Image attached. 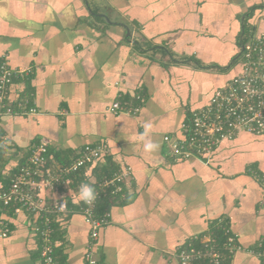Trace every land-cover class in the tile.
Here are the masks:
<instances>
[{
  "label": "crops",
  "instance_id": "obj_1",
  "mask_svg": "<svg viewBox=\"0 0 264 264\" xmlns=\"http://www.w3.org/2000/svg\"><path fill=\"white\" fill-rule=\"evenodd\" d=\"M261 35L264 0H0V62L27 70L11 94L36 110L0 120V188L38 143L57 163L106 144L68 189L42 191L77 207L80 185L107 175V161L131 171L124 196L105 203L93 247L103 264H178L177 247L219 225L241 246L227 264H262L250 251L264 235V134L240 132L208 159L174 160L163 140L240 73L242 47ZM114 101L140 109L111 113ZM145 124L155 153L143 149ZM3 210L0 264H41L37 215ZM72 210L54 218L55 264H85L89 226Z\"/></svg>",
  "mask_w": 264,
  "mask_h": 264
},
{
  "label": "built area",
  "instance_id": "obj_2",
  "mask_svg": "<svg viewBox=\"0 0 264 264\" xmlns=\"http://www.w3.org/2000/svg\"><path fill=\"white\" fill-rule=\"evenodd\" d=\"M241 52L240 73L215 90L203 107L192 111L180 124L178 135L163 137L174 160L208 159L219 143L235 138L240 132L264 134V35L246 43ZM26 75L27 70L11 68L5 60L0 62V120L6 115L36 113L29 99H14L11 94L14 82ZM139 109V106L129 107L114 101L107 111L134 115ZM108 153L106 144L85 145L68 163L59 164L51 158L46 145L38 143L29 150L22 163L9 170L8 185L0 188V210L12 208L14 213L24 210L37 215L35 230L40 240L41 264H55L52 222L56 215L70 212L67 194H59L46 203L42 191L57 193L59 189H68L81 169L95 164ZM251 172L257 176L255 171ZM130 175L129 169L119 168L117 173L103 178L98 188H94L97 197L91 206L82 200L78 203V212L89 226L90 245L84 254L85 264H103L94 255L93 247L99 231L109 223V212L97 213L98 200L107 191L113 196H124L123 186ZM219 226L222 241L213 232L192 237L174 250L177 263L226 264L228 257L241 246L229 227ZM0 228L1 236L6 237L9 222L1 216ZM250 252L264 264V235L260 237L257 249Z\"/></svg>",
  "mask_w": 264,
  "mask_h": 264
},
{
  "label": "trees",
  "instance_id": "obj_3",
  "mask_svg": "<svg viewBox=\"0 0 264 264\" xmlns=\"http://www.w3.org/2000/svg\"><path fill=\"white\" fill-rule=\"evenodd\" d=\"M92 13V12H91ZM93 15L95 16V14L93 13ZM247 26L245 25V27H244V29H246L247 30V28H246ZM47 150H49L48 148H47ZM49 153V152H48ZM106 157H107V155H105ZM104 157V156H103ZM101 160V159H100ZM68 163V162H67ZM59 164H65V163H59ZM105 170H109L108 171V173H107V175L105 174L104 176L101 174V176H99L100 174H97L99 177H97V181H96V183H94V185H93V187L95 188V189H97L98 188V184L101 182V180L103 179V178H109V177H111L112 175H114L115 173H117L118 172V170H119V168L118 169H115L113 166H112V164H111V162H108L107 161V163H106V166H105ZM113 195H111L110 193H109V191H107L105 194H103L102 196H101V198L98 200V202H97V208H98V211H97V213L100 215V214H102V213H104L103 211H106V209H107V207H106V205H105V203L107 202V199L108 198H110V197H112ZM117 196H119V195H116V196H113V197H117ZM68 208H69V210L70 209H74V210H72V211H78V206L77 207H75V206H73L69 201H68ZM12 211V208H5L3 211ZM67 214V213H66ZM61 215H64V214H61ZM56 216H60V215H56ZM55 218V217H54ZM56 226H57V223H56V221H55V219L53 220V222H52V227H53V238H54V232H55V228H56ZM214 233V235L215 236H218V238H219V240L220 241H222L223 240V236H222V233H221V231H219L218 229L217 230H215V232H213ZM228 260V259H227ZM227 260H226V264H227Z\"/></svg>",
  "mask_w": 264,
  "mask_h": 264
},
{
  "label": "clouds",
  "instance_id": "obj_4",
  "mask_svg": "<svg viewBox=\"0 0 264 264\" xmlns=\"http://www.w3.org/2000/svg\"><path fill=\"white\" fill-rule=\"evenodd\" d=\"M144 128V133L140 137V139L144 141L143 149L147 153H155L159 149V144L152 141L151 139H147L150 133L151 125L145 124ZM78 195L84 203L91 206L95 202L97 197V193L93 187V182L89 181L86 183H82L79 187Z\"/></svg>",
  "mask_w": 264,
  "mask_h": 264
},
{
  "label": "rangeland",
  "instance_id": "obj_5",
  "mask_svg": "<svg viewBox=\"0 0 264 264\" xmlns=\"http://www.w3.org/2000/svg\"><path fill=\"white\" fill-rule=\"evenodd\" d=\"M106 20V19H105ZM107 21V20H106ZM94 255H95V252H94Z\"/></svg>",
  "mask_w": 264,
  "mask_h": 264
}]
</instances>
